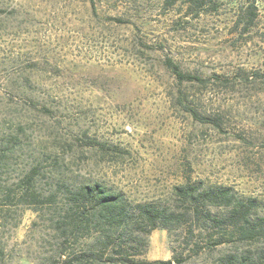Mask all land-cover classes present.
<instances>
[{"label": "rangeland", "instance_id": "obj_1", "mask_svg": "<svg viewBox=\"0 0 264 264\" xmlns=\"http://www.w3.org/2000/svg\"><path fill=\"white\" fill-rule=\"evenodd\" d=\"M63 184L177 213L188 205L175 187L202 185L264 216V0L198 14L164 0H0V264H79L103 238L91 225L63 234ZM194 225L140 222L143 244L123 255L215 264L224 246L184 239ZM111 255L93 264H121Z\"/></svg>", "mask_w": 264, "mask_h": 264}, {"label": "trees", "instance_id": "obj_2", "mask_svg": "<svg viewBox=\"0 0 264 264\" xmlns=\"http://www.w3.org/2000/svg\"><path fill=\"white\" fill-rule=\"evenodd\" d=\"M210 1L164 0V3L174 6L180 2L187 11L198 14L206 2ZM170 66L179 80L200 81V78L183 75L178 67ZM31 180L30 176H26L22 183L30 186ZM62 186L68 194L66 201L69 208L63 220L65 226L62 228L63 234L76 238L83 230L87 231L90 225L101 228L103 233V238L96 240L81 254L74 255L72 261H77L79 264L81 262L93 264L103 259L111 262L114 259L111 254L119 255L118 260L121 264H141L142 261L123 255V253L126 254L124 248L129 246L133 248L129 245L130 240L137 245L144 242V238L135 233L137 224L141 222V228L148 226L147 233H149L158 227L171 229L180 224L184 226L187 221L196 222V225L182 228L181 233L184 239L187 240L188 236L194 235L200 241H205L216 236L214 246H224V251L221 252L215 264H264V216L254 209V202L251 199L241 200L227 191L212 190L202 185L197 188L189 185L175 187L176 200L188 205V209L177 213L175 209L168 211L154 204L131 206L120 194L99 184L76 188H69L64 184ZM25 197L33 205H42L43 201L39 200L34 193ZM55 198L56 195H50L47 201L53 202ZM104 225L107 227L104 228ZM207 245L211 246V243ZM197 248L195 253L200 250V247ZM181 261V257L174 259L177 264ZM171 262L169 260L160 263L171 264Z\"/></svg>", "mask_w": 264, "mask_h": 264}]
</instances>
